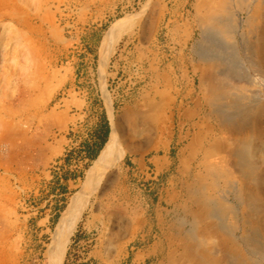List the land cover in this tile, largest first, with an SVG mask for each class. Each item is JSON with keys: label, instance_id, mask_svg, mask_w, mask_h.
Here are the masks:
<instances>
[{"label": "rangeland", "instance_id": "1", "mask_svg": "<svg viewBox=\"0 0 264 264\" xmlns=\"http://www.w3.org/2000/svg\"><path fill=\"white\" fill-rule=\"evenodd\" d=\"M117 1L111 19L85 30L77 23L95 0H0V264H48L55 225L75 194L64 193L60 178L35 177L36 151L53 136L54 118L79 111L67 133L83 141L104 100L127 116L126 138L145 146L149 140L154 152L165 128L176 150L194 138L193 121L182 117L191 96L211 129L213 152L201 153L190 175L205 190L193 199L208 206L186 199L180 215L156 212L147 200L151 178L132 176L127 158L119 160L122 150L98 178L87 177L95 159L85 172L82 159L76 189L84 190L87 207L63 260L68 251V264H155L156 256L142 260L138 248L148 226L162 220L183 230V245L166 248L160 264H264V0ZM114 25H122L123 37L101 63L99 37ZM222 56H233L238 76L228 74ZM68 77L79 81L76 93L68 91ZM126 104L134 106L124 110ZM237 151L248 161L238 163Z\"/></svg>", "mask_w": 264, "mask_h": 264}, {"label": "crops", "instance_id": "2", "mask_svg": "<svg viewBox=\"0 0 264 264\" xmlns=\"http://www.w3.org/2000/svg\"><path fill=\"white\" fill-rule=\"evenodd\" d=\"M118 7L119 2L117 0H95V3L92 6L88 5L86 7L87 13L81 18V21L77 23V28L87 30L89 27H92L93 29H96L98 25L105 23L108 21L107 19H111L110 16ZM121 37H123V34L120 32L113 43L112 49L120 41ZM102 38L103 35H100L99 44L97 46L98 49H100L99 47ZM75 82L79 81H75L71 77H68V91L76 93ZM67 100L72 101L73 99L69 96L67 97ZM99 102L101 111L97 115L95 123L90 127L88 137L85 140L80 141L81 145L85 141L91 142L95 138V133L100 126V117L104 112L108 124V132L99 152L106 143L111 132L112 123H114L118 138V149L123 152V155L119 160L127 158L125 167L129 170L132 176L137 178V180L151 178L149 184L152 186L149 190H153V193L151 194V197L147 198V200L148 204H150L156 212L159 211L161 213L162 209L167 208L180 215L181 210L186 205V199H189L191 204H195L197 208L203 209L204 205L208 206L206 197L204 198V200H206L205 202L196 201L198 198L193 199L196 194L202 195V198L203 194L205 195L204 185L201 182V178L198 176L190 178L192 165L194 161H196V163L198 162L199 155L204 152H213L206 142L209 130L211 129L207 123L200 121L198 118L200 108L194 96H191V105L184 107L182 110V117L184 120L187 122L193 121L194 138L189 141L185 147H180L175 150L173 149L172 144L173 135L171 132H167L164 128L160 132L162 136L161 141L153 142L151 145L153 146L152 148H154V152H151L149 140L146 141L147 143L145 146L137 139L126 138V134L123 133L121 129V121L125 114H115L111 103L109 109L104 100ZM150 102L151 99L148 97L147 99H143L142 103L143 105H146ZM85 103V100H83L81 106L83 107ZM132 106L134 105L126 104L123 108L124 110L130 111ZM80 116V112L77 111L67 115L61 114L60 118H54L52 121L51 125L55 129L53 130V136L48 141V145H42V147L36 151L37 156L35 166L38 172L35 173V177H37L39 183H44L45 180L48 181L51 178L50 167L53 163L64 156L65 151L69 146L75 143L73 142L75 140L72 137V134H68L67 132L68 130H74L71 126L81 120ZM125 117L127 116L125 115ZM59 127L64 128V131L60 133ZM175 158L177 159V162L174 161ZM85 159L87 160V158ZM114 164L115 162L109 166V168ZM66 170L71 172L72 175L69 173L67 177L62 178V190L65 194L71 193L72 190H75L74 193L77 194L76 192L81 191L80 188L76 189L79 186L81 178L80 176L75 175L76 172L71 168L67 167L64 171ZM85 171L86 169H84V172ZM55 199L56 198H53V200ZM190 199L193 200L191 201ZM50 204L48 207H50ZM86 207L87 201L84 203L82 212ZM51 209L52 207L46 208L45 210L50 211ZM158 222H156L155 226H148L146 232L149 234V237L143 242L140 249L138 248V251H141L142 260L156 256L155 264L163 263V261H160L157 257L159 255L162 259L164 256H167V253H165L166 248L180 247L183 245L181 239L183 230L181 228H176L173 223H163L164 221L162 220L161 223Z\"/></svg>", "mask_w": 264, "mask_h": 264}, {"label": "bare ground", "instance_id": "3", "mask_svg": "<svg viewBox=\"0 0 264 264\" xmlns=\"http://www.w3.org/2000/svg\"><path fill=\"white\" fill-rule=\"evenodd\" d=\"M227 18V17H226ZM231 21V20H230ZM222 24V23H221ZM223 25V24H222ZM116 26V27H115ZM224 27V26H223ZM122 28V25H114L111 28L108 29V31L105 33L104 37H103V41L101 42V51H100V62L104 63L106 60V57L109 53V49L112 46L113 41L115 40V38L118 36L120 30ZM225 28V27H224ZM116 29V30H115ZM226 30V29H225ZM232 30V29H231ZM220 35V34H219ZM208 36V35H207ZM208 38V37H207ZM205 40V39H204ZM203 40V41H204ZM208 41V40H207ZM216 41V40H215ZM264 41V40H263ZM210 42V41H209ZM213 43V42H212ZM215 43V42H214ZM209 44V43H208ZM229 44V43H228ZM262 47V46H261ZM208 48V47H207ZM234 48V47H233ZM212 49V48H210ZM203 50V49H201ZM257 50V49H256ZM260 50V48L258 49ZM218 51V50H217ZM231 51V50H230ZM220 52V51H219ZM264 52V51H263ZM200 53V52H199ZM212 53V52H211ZM215 53V52H214ZM221 53V52H220ZM225 53V52H224ZM201 54V53H200ZM229 54V53H228ZM221 56V55H220ZM257 56V54H256ZM208 57V56H207ZM223 57V56H222ZM253 59V58H252ZM223 60L225 61V63H227L226 66V71L228 72V74H232L233 76L240 73H238L237 70V65H235V61L233 59V56H226L223 57ZM256 59H254L255 61ZM238 62V61H237ZM248 62V59H247ZM259 62V61H258ZM261 62V61H260ZM263 62V61H262ZM222 63V62H221ZM251 63V62H250ZM249 63V66H251V64ZM253 63V62H252ZM254 66V65H252ZM251 66V67H252ZM258 66H255V68ZM262 67V66H261ZM215 68V67H214ZM264 68V66H263ZM240 69V68H238ZM257 69V68H256ZM216 70V69H215ZM223 70V69H222ZM254 70V68H253ZM255 71V70H254ZM260 71V70H259ZM217 72V71H216ZM222 72V71H220ZM258 72V71H257ZM257 72H255L257 74ZM262 73V72H261ZM216 74V73H215ZM231 75V76H232ZM263 75V74H261ZM229 76V75H228ZM243 76V75H242ZM235 77V76H234ZM245 77V76H244ZM264 78V77H263ZM222 85V84H221ZM221 87V86H220ZM213 88V87H212ZM220 89V88H219ZM218 93V92H217ZM222 95V94H221ZM226 95V94H225ZM226 97V96H225ZM244 98V97H243ZM231 99V98H230ZM239 99V98H237ZM241 99V98H240ZM217 100V99H216ZM233 100V99H232ZM237 104V103H236ZM243 104V103H242ZM256 104V103H255ZM240 105V104H239ZM254 105V104H252ZM251 105V106H252ZM237 106V105H236ZM244 106V105H243ZM250 106V107H251ZM259 106V105H258ZM218 107V105H217ZM253 107V106H252ZM108 108L110 109V105L108 104ZM246 109V108H245ZM251 111L252 108H249ZM257 109V108H256ZM256 109H253L256 110ZM244 110V109H243ZM241 111V110H240ZM247 112V113H248ZM236 113V112H235ZM244 113V112H243ZM255 113V112H254ZM232 114V113H231ZM252 114V113H251ZM244 115V114H243ZM246 115V114H245ZM233 116V115H232ZM242 116V115H241ZM256 116V113H255ZM260 116V115H259ZM229 117V116H228ZM234 118V117H233ZM238 118V117H237ZM247 118V116H246ZM250 118V117H249ZM258 118V117H257ZM232 119V118H231ZM228 120V119H227ZM254 120V119H253ZM244 121V118H243ZM242 121V122H243ZM252 121V119H251ZM255 121V120H254ZM262 121V119H261ZM223 122V121H222ZM260 122V121H259ZM254 123V122H253ZM252 123V124H253ZM226 124V123H225ZM223 126V125H222ZM239 127V126H238ZM254 127V126H253ZM252 128V127H251ZM236 130V129H235ZM237 131V130H236ZM260 131V130H259ZM243 132V131H242ZM251 132V131H250ZM240 134V133H239ZM262 138V137H261ZM117 132H116V126L114 123H112V128H111V132L109 134V137L106 141V143L104 144V146L102 147L101 151L99 152V154L97 155L96 159L93 161L92 165L89 168L88 171V175L87 177L90 178L91 176H93L94 173H96L97 178L99 177V175L101 173H103L105 170H107L109 168V166H111L115 161H117L120 157H121V151L118 149V141H117ZM252 140V139H251ZM260 140V139H259ZM257 142V141H256ZM242 144V143H241ZM252 144V143H251ZM243 147V146H242ZM249 148V147H247ZM251 148V146H250ZM240 149V148H239ZM258 149V148H257ZM256 149V150H257ZM262 150V149H261ZM260 150V151H261ZM244 151V150H243ZM243 151H237L235 153V156L238 159V163H243L245 161H248V159L245 158V154ZM263 151V150H262ZM257 152V151H255ZM255 152L253 154H255ZM252 156V155H251ZM254 156V155H253ZM235 157V158H236ZM248 158V157H247ZM231 159V158H230ZM259 161V160H258ZM252 164V163H251ZM263 166V165H262ZM248 169V168H247ZM238 171V170H237ZM244 171V170H243ZM261 171V170H260ZM257 175V172L256 174ZM96 178V179H97ZM257 182V178H255ZM253 179V180H255ZM258 183V182H257ZM255 184V183H253ZM256 186V185H255ZM251 188V187H250ZM258 192V191H257ZM77 194L72 195V199L70 200V202L68 203V205L65 207V209L61 212V215L58 218V221L55 225V230H54V234H53V242L50 245L48 251L46 252L47 254V258H48V264H62V260H63V255H64V251H65V247L66 244L68 242L69 236L70 234L73 232L74 227L77 223V220L81 214V211L83 209L84 203H85V194H84V190H81L80 192H76ZM84 194V195H83ZM259 199V198H258ZM250 200V199H249ZM258 201V200H257ZM260 201V200H259ZM261 202V201H260ZM262 203V202H261ZM259 204V203H258ZM255 206V203H254ZM258 206V205H257ZM264 206V204H263ZM252 208V207H251ZM259 208V206H258ZM254 209V208H253ZM260 210V209H259ZM258 210V211H259ZM261 211V210H260ZM259 211V212H260ZM258 212V213H259ZM255 213V212H254ZM254 215V214H253ZM259 245V244H257ZM253 246V245H252ZM256 249V246L254 247Z\"/></svg>", "mask_w": 264, "mask_h": 264}, {"label": "trees", "instance_id": "4", "mask_svg": "<svg viewBox=\"0 0 264 264\" xmlns=\"http://www.w3.org/2000/svg\"><path fill=\"white\" fill-rule=\"evenodd\" d=\"M107 132H108V124H107V120L103 112L100 117V126L95 133L96 134L95 138L91 142L85 141L82 144L84 148V152H85V158H87V162L84 164L83 170L86 169L90 165L91 161H93L95 157L97 156L101 146L103 145L105 141ZM67 155L68 153L66 154V157H65L66 161H67ZM69 173L72 175L71 172L67 170L64 171L62 175L63 178L67 177ZM79 176L80 178H82L83 174H80ZM68 256H69V252L67 251L65 258L63 260V264H68ZM70 264H77V263L71 262Z\"/></svg>", "mask_w": 264, "mask_h": 264}, {"label": "built area", "instance_id": "5", "mask_svg": "<svg viewBox=\"0 0 264 264\" xmlns=\"http://www.w3.org/2000/svg\"><path fill=\"white\" fill-rule=\"evenodd\" d=\"M75 140V139H74ZM75 142L74 144H72L71 146H69V148H67V150L65 151L64 156L56 161L53 165H52V177L61 178V172L64 171V169H66L67 167L71 168L72 170H74L75 172L78 171L79 169V163L80 161L83 159L86 161L85 159V152H84V148L83 146L80 144V141H73ZM67 155V161L65 159L66 154ZM56 195H62V193H59L58 191H55Z\"/></svg>", "mask_w": 264, "mask_h": 264}]
</instances>
